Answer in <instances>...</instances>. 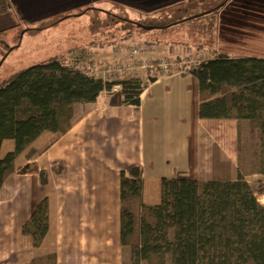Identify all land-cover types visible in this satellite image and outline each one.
<instances>
[{
  "label": "trees",
  "instance_id": "obj_1",
  "mask_svg": "<svg viewBox=\"0 0 264 264\" xmlns=\"http://www.w3.org/2000/svg\"><path fill=\"white\" fill-rule=\"evenodd\" d=\"M8 10V0H0V15ZM208 54L178 71L198 82L200 118L247 123L243 135L238 126L236 150L241 153L242 141H249V159L257 161L256 173L264 176V58H229L214 50ZM159 63L145 70L146 79L136 74L102 78L60 56L28 67L2 84L0 91L10 90L19 105L0 104V147L4 140L15 145L0 158V188L14 172L15 156L29 141L46 131L53 135L49 146L70 129L75 104L95 102L101 93L119 88L122 104L138 107L143 89L161 74ZM213 158L217 159L216 152ZM243 164L237 159V165ZM50 169L60 175L64 166L54 163ZM23 171L37 173L40 184L46 185L44 170L28 166ZM244 177L239 172L235 180L228 174L207 181L162 178L158 204L147 207L141 201V167L127 166L120 172V243L130 250L131 264H164L165 257L171 264H264V207ZM47 231L48 201L43 199L23 224L22 234L38 248ZM28 264H56V257L45 254Z\"/></svg>",
  "mask_w": 264,
  "mask_h": 264
},
{
  "label": "crops",
  "instance_id": "obj_2",
  "mask_svg": "<svg viewBox=\"0 0 264 264\" xmlns=\"http://www.w3.org/2000/svg\"><path fill=\"white\" fill-rule=\"evenodd\" d=\"M144 51L156 48L139 55L146 64L170 55L162 48L153 57ZM0 104L19 105L8 89L0 91ZM199 107L196 78L180 71L149 83L138 107L123 105L119 88L75 104L64 135L46 146L53 135L41 132L14 158V172L0 188V264H28L51 253L56 264H123L120 172L129 165L141 167V201L147 207L158 204L162 178L207 181L228 174L234 180L241 122L202 119ZM14 150L12 140L2 141L0 158ZM59 162L64 170L54 175L51 165ZM28 166L46 172V185L37 173L22 171ZM43 199L48 231L33 248L22 226Z\"/></svg>",
  "mask_w": 264,
  "mask_h": 264
},
{
  "label": "rangeland",
  "instance_id": "obj_3",
  "mask_svg": "<svg viewBox=\"0 0 264 264\" xmlns=\"http://www.w3.org/2000/svg\"><path fill=\"white\" fill-rule=\"evenodd\" d=\"M8 5L0 15V86L60 56L99 74L124 65L136 44L170 53L160 60L168 64L158 68L161 74L201 62L209 50L264 58V0H8ZM140 61L138 55L137 66L149 65ZM146 68L134 74L146 79ZM240 127L242 135L248 131L247 123ZM249 150V141L243 140L237 158L244 164L236 174L245 176L264 207V176L256 173L260 166L249 159ZM123 259L131 264L128 248ZM164 264H171L169 257Z\"/></svg>",
  "mask_w": 264,
  "mask_h": 264
},
{
  "label": "built area",
  "instance_id": "obj_4",
  "mask_svg": "<svg viewBox=\"0 0 264 264\" xmlns=\"http://www.w3.org/2000/svg\"><path fill=\"white\" fill-rule=\"evenodd\" d=\"M149 47L152 48V46H149V45H147L146 47H143L141 44H136L135 46H133V49L131 50V53L129 54L130 60H127V62L124 65L114 67V68H105L101 72H99V74L97 75H99L102 78H109V77L119 78L125 74H134L136 69H140V68L143 69L144 67L152 68L154 66L153 63L149 65H145L144 67H139L137 66V62H136V57L142 53L144 48H149ZM167 65L168 64L164 61V62L159 63L157 65V68L159 69L162 68L165 70L167 69Z\"/></svg>",
  "mask_w": 264,
  "mask_h": 264
}]
</instances>
